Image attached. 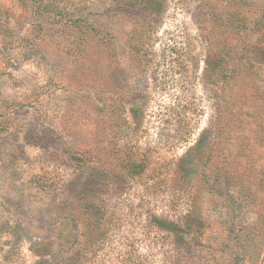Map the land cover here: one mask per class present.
<instances>
[{"label": "rangeland", "instance_id": "374dc122", "mask_svg": "<svg viewBox=\"0 0 264 264\" xmlns=\"http://www.w3.org/2000/svg\"><path fill=\"white\" fill-rule=\"evenodd\" d=\"M0 264H264V0H0Z\"/></svg>", "mask_w": 264, "mask_h": 264}, {"label": "trees", "instance_id": "16d2710c", "mask_svg": "<svg viewBox=\"0 0 264 264\" xmlns=\"http://www.w3.org/2000/svg\"><path fill=\"white\" fill-rule=\"evenodd\" d=\"M155 224L157 225V227L161 230H165V231H169L172 232L174 234H178V236H180V238H182L181 234L184 233V230L182 227H184V229L187 231L188 229H190L192 226L191 224H183V225H176L172 222H167V221H163L161 219L156 218L155 219Z\"/></svg>", "mask_w": 264, "mask_h": 264}]
</instances>
